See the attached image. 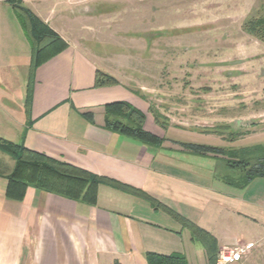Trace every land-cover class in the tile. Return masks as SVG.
<instances>
[{
	"label": "crops",
	"instance_id": "1",
	"mask_svg": "<svg viewBox=\"0 0 264 264\" xmlns=\"http://www.w3.org/2000/svg\"><path fill=\"white\" fill-rule=\"evenodd\" d=\"M95 2L21 0L61 38L50 45L31 79V48L11 4L0 0V57L3 44L10 42L7 52L24 56L16 69L0 67V137L149 198L104 182H55L41 188L11 180L15 158L0 149V264H147L146 252L181 253L187 264H209L203 243L181 217L213 237L210 251L249 246L240 260L224 264H264V177L244 184V172L228 169L221 157L182 149L168 135L172 125L156 123L151 105L93 60L98 56L85 38L51 23L53 14L63 24L69 13L99 16ZM80 18L71 20L88 29L90 23ZM13 20L29 50L20 48ZM97 70L118 84L96 86ZM117 101L143 112L144 129L162 142L149 144L112 128L117 120L127 124L107 108ZM242 125L236 121L237 128Z\"/></svg>",
	"mask_w": 264,
	"mask_h": 264
},
{
	"label": "rangeland",
	"instance_id": "2",
	"mask_svg": "<svg viewBox=\"0 0 264 264\" xmlns=\"http://www.w3.org/2000/svg\"><path fill=\"white\" fill-rule=\"evenodd\" d=\"M101 1L94 3L99 16L69 13L67 25L53 14L51 23L85 38L99 66L114 72L152 110L157 107L182 149L207 143L218 149L211 154L222 165L234 157L264 164V41L244 29L249 16L264 12L262 0ZM74 17L87 19L82 21L90 23L88 29L80 30ZM13 21L20 48L29 50ZM10 47L11 42L2 46L4 70L24 59L23 53L18 58L8 53ZM237 120L244 135L221 138L226 125L237 128Z\"/></svg>",
	"mask_w": 264,
	"mask_h": 264
},
{
	"label": "trees",
	"instance_id": "3",
	"mask_svg": "<svg viewBox=\"0 0 264 264\" xmlns=\"http://www.w3.org/2000/svg\"><path fill=\"white\" fill-rule=\"evenodd\" d=\"M12 7L13 13L20 24V27L31 48L30 58V75L36 66L47 56L50 45L60 41L61 38L53 31L47 23L37 17L30 9L23 6L21 0H7ZM264 2V0H262ZM264 4V3H263ZM264 11V10H263ZM244 29L253 37L264 41V12L258 16H249L244 22ZM105 84H118V81L111 75L97 70L95 77V85L101 86ZM28 99V94H27ZM132 104L125 101H117L108 105L109 111L113 112L120 118H124L127 124L120 120L112 123V128L138 138L149 144H160L163 138L147 131L143 127L144 114L139 109L131 106ZM154 121L161 127L165 128L166 123L164 117H161L157 110H152ZM161 119L163 121H161ZM239 133L233 132L228 134V139L232 140ZM185 147L196 153H214L218 149L214 146L201 144H186ZM0 149L11 154L16 161L15 168L10 174V179L20 181L22 183H34L38 187L51 188L55 182H74L82 181L85 183L104 182L111 184L119 189L131 191L133 193L149 198L148 195L139 189L119 183L116 180L102 177L90 173L89 171L75 166L71 163L61 161L57 158L48 156L44 153L28 149L21 143H14L0 137ZM228 169L235 171H243V183L246 184L252 178L264 177V164L250 165L248 161L241 157H234L226 160ZM175 215V213H173ZM182 224L187 227L204 245L209 264H216L217 253L210 251L209 241L213 237L206 231L181 217ZM147 264H187L185 256L181 253L160 254L155 252H146Z\"/></svg>",
	"mask_w": 264,
	"mask_h": 264
},
{
	"label": "built area",
	"instance_id": "4",
	"mask_svg": "<svg viewBox=\"0 0 264 264\" xmlns=\"http://www.w3.org/2000/svg\"><path fill=\"white\" fill-rule=\"evenodd\" d=\"M249 250V246L236 245L231 248H221L218 250L216 264H224L227 262L237 261L242 258Z\"/></svg>",
	"mask_w": 264,
	"mask_h": 264
},
{
	"label": "flooded vegetation",
	"instance_id": "5",
	"mask_svg": "<svg viewBox=\"0 0 264 264\" xmlns=\"http://www.w3.org/2000/svg\"><path fill=\"white\" fill-rule=\"evenodd\" d=\"M158 112H159V111H158ZM159 114L161 115V117H163V115H162L161 113H159ZM225 128H226V129H229V131H228V133H227V136H225V135H221V134L219 133L221 138H226V137H228V134H229V133H233V132L239 133L238 137H240L241 135H244V134H240V133H241V132H240V128H236V129H235V128H233L232 125H229V124H228V125L225 126Z\"/></svg>",
	"mask_w": 264,
	"mask_h": 264
}]
</instances>
